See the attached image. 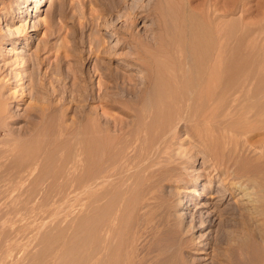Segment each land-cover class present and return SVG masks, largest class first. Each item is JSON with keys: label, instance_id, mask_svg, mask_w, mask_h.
I'll return each mask as SVG.
<instances>
[{"label": "bare ground", "instance_id": "obj_1", "mask_svg": "<svg viewBox=\"0 0 264 264\" xmlns=\"http://www.w3.org/2000/svg\"><path fill=\"white\" fill-rule=\"evenodd\" d=\"M28 1L37 4L35 10L45 2L24 0L18 19L27 15ZM127 1L110 0L108 7L120 9L127 6ZM137 8L144 10L146 17L156 15L162 33L155 39L156 47H151V58L147 57L151 63L144 61L148 74L143 94L147 83L154 91L151 106L144 101L150 108H138L143 94L135 77H125L106 65L98 72L104 80L101 94L96 98L90 93L78 95L83 105L88 95L89 103L98 100L102 117L107 108L124 101L135 106L130 107L134 114H125L136 120L113 126L108 117L103 120L98 112L93 113L96 110L87 113L80 103L83 107H77L71 126L58 123L47 135L49 140L44 141L45 117L53 111L64 115V104L58 103L57 97L52 100L55 91L52 96L46 91L43 106L30 107L20 119L9 106L23 104L27 97L6 95L8 86L4 78L0 79V218L5 221L0 228L5 240L0 245V263L15 250L17 241L9 243L10 210L12 217L29 214L30 210L39 215L42 205L50 202L47 211L50 219L58 220V233L49 237L50 230L42 232L36 245L49 249V253L42 250L41 255L38 250L25 264H187L179 257L181 253L202 246L183 235L211 223L193 216L188 231L179 230L184 218L171 215L179 206L170 201L173 193L155 196L153 192L163 182L179 184L176 188L181 183L194 184L200 176L189 180L183 177V170L199 155L221 178L222 191L238 200L235 208L215 212L217 231L209 245L213 263L231 264L236 260L252 264V250H264V28L242 26L244 9L239 19L233 20L231 8L220 9L215 0H205L199 9H194L189 0L177 9L170 0H155L147 6L134 3L128 8L126 32L132 40ZM166 8L172 11L170 26ZM6 32L11 33L8 26ZM27 36L25 45L31 42V35ZM16 43L13 47L21 46L19 40ZM247 43L249 46H245ZM6 44L8 41L1 45ZM100 48L95 49L100 58L110 61L115 49ZM139 55L135 61H142ZM18 58L20 64L24 58L40 63L37 55ZM117 64L124 70L123 63ZM39 81L42 87L45 79ZM11 87L9 80V90ZM30 99L35 102V95ZM76 101L75 96L72 103ZM27 115L33 119H27ZM83 120L86 123L81 125ZM20 121L25 122L24 127L13 129ZM180 125L187 129L196 150H184L176 156L169 149L181 132ZM188 190L184 192L202 196L199 190ZM224 196L218 200L222 202ZM155 207L157 218L146 223L144 215L153 217ZM141 211L144 231L139 235L136 219ZM42 227L33 230L32 237Z\"/></svg>", "mask_w": 264, "mask_h": 264}, {"label": "rangeland", "instance_id": "obj_2", "mask_svg": "<svg viewBox=\"0 0 264 264\" xmlns=\"http://www.w3.org/2000/svg\"><path fill=\"white\" fill-rule=\"evenodd\" d=\"M23 1L24 0H3L0 6V79L4 78V81L8 86V89H5L7 90V92L5 91L6 95L8 93L10 95L15 94V96L18 97H27L23 104L21 103L16 105L15 103H11L9 107H11L12 111L17 114L20 119H23L24 112L28 113L30 111V107L43 106L42 104L45 101L44 99H46L44 95L46 91L50 96H52L53 91H55V96L52 98V100L57 97V102L64 104L62 108L64 115L62 113L53 111L49 113V116L45 117V120H43L42 123V131L44 132L42 139L44 141L49 140L47 135L54 132L58 126V123L62 122L63 126H71L72 121L70 120L74 118V113L76 112L77 107L81 108L85 106L83 109L87 113H91L96 110L93 112L94 114L98 112L97 115H100L103 120H106L105 118L108 117L107 120L109 123L111 121V125L113 126L125 125L136 120L134 119V116L131 115L130 117L125 114L134 113L130 110L131 106L126 103L124 104V101L120 102V104H113L111 109L107 108V115L105 114L104 116L103 114L102 117V111L98 108V100L97 102L93 101V103H89L88 99L90 98L88 95V97L86 96V100L88 101H83L84 104H87L83 105L80 101L81 98L78 97V95L81 93H90L96 98L101 94L102 90L99 88L100 84L104 82V80L101 78L100 73L98 72H100L102 67L105 65L113 72L121 73V75L125 77H135L136 79H134L137 81L136 84L138 88H141V94H143L145 82L144 78L148 74L146 72V63H151L148 60V58H151L150 56L152 55L151 47H156L154 44L156 43L155 39L159 37V35H162V33L159 29L156 15L146 17L144 10H142V13L140 12L141 10L137 8L136 11H139H137L138 13L135 14L136 26L133 29L135 40H132L128 38L129 31L126 32V30H128L127 27L129 22L127 21L125 15L129 12L128 8H130L132 4L137 3V5L142 4L143 6H147L154 3L155 0H129L127 1L128 4L126 3L127 6L125 5L124 7L122 5L123 7H120V9L108 7V5L110 6V0H45V2L40 4L38 10H35V6H37L35 2L28 1L26 3V6L28 7L27 15L23 16L24 18L21 20L20 18L18 19V17L21 16L19 11L21 10ZM204 1L205 0H189L191 6L194 9L202 8ZM215 1L217 2V7L220 9L231 8L233 15L231 14L232 17L230 16V18L233 20L239 19V12L244 9L242 26H247L248 28H264V0ZM183 2H185V0H170L171 5L176 9L178 8V5ZM102 7H106L107 9H103ZM168 11L169 9L166 8L164 14L168 19L167 25L170 26L172 11ZM156 13L158 14V12ZM7 26L10 28L11 33L6 32ZM238 26L239 25L236 24L237 28ZM28 34L31 35V42L28 45H25V42L28 39ZM17 40L21 42V46L13 47L14 45H17ZM4 41H8V44L1 45ZM97 46L101 47L100 50L102 49V51L104 48L115 49V52L111 57L104 55L109 57L110 61L100 58L101 54L95 50ZM245 46H249V43H247ZM9 51H11L10 54ZM137 54H140L138 57H140V60H142L140 62L142 63H140L139 60H136L137 62L135 61ZM23 55H25V57L37 55L39 57L40 63L36 64L32 61L26 62V58H24L23 63L20 64L21 60L18 57H22ZM144 61H146V63ZM117 63H123L122 67L124 70L118 68ZM40 79H45L42 87L40 86L42 84V82L39 81ZM9 80L10 84L12 85L10 90ZM30 83H33L31 87L33 89L35 88V90L31 89L29 86ZM150 85L152 84H146V91L143 94L144 96L142 95L143 98H141L140 105H138V108L140 109L142 108L144 110H148V105L151 106L152 104L151 101L154 96V91L151 90V87H148ZM39 89L42 90L39 91ZM33 95H35L36 98L35 102L31 101L30 99ZM75 96L77 101L73 104L72 100L75 98ZM145 100L148 105L144 102ZM80 103L83 106L80 105ZM141 105L144 108L140 107ZM134 107L135 106L131 107V109ZM27 117V119H33V117L28 115ZM87 117H89V114L86 116V118ZM114 121L116 122L115 125ZM84 122L86 123V121L83 120L81 125L85 124ZM121 122H123L121 125L117 124H120ZM24 125L25 122L20 121L18 124L12 126V128L15 130L21 129L24 127ZM81 125L78 124L79 127ZM180 131L181 132H179V134L173 140L169 149L171 153L174 152L175 155L176 153L182 151L184 152V150L186 152L195 149L193 148V141L191 140L190 135L184 125H180ZM202 158L203 156H197L195 161L187 166V170H183V177H187L189 180L192 179L193 176H200L196 180L194 179V184L189 183L187 186H184L181 183V186L176 188V186L179 184L175 185L176 183L163 182L164 184L162 183L161 185H158L155 188V191L153 190V194L155 193V196L161 192L164 194L173 193V196L168 197L170 198L171 202L174 204L176 203L179 206L176 208L177 211L176 209H174L175 211H171V215H181L184 218L183 224L178 225L179 230L188 231L187 229H189V226L187 225H190V222L194 218L193 216L199 218L201 216L200 219H202L204 222L207 221L206 223H211V227L204 226L198 230H194L192 234L185 233L183 235L188 239H192L194 244L202 246L199 250L193 249L181 253L179 257H183L187 264H214L213 254L209 245L212 243L213 236H215L214 234L217 231L216 225L218 224V220L216 215L217 213L215 212L226 207L235 208L238 203L237 197H234L233 195L230 196L228 192L222 191V183L220 181L221 178L215 176V174L210 170L211 168L206 166L207 164L204 163ZM218 184L221 185V190L220 188H216ZM185 190L191 191L193 193L196 190H199V192L202 193V196L196 197L193 194H186L184 192ZM223 193H225L224 197L226 199H223L221 202L219 201L221 199L220 195ZM194 202H196V208L193 205ZM199 205L200 207H198ZM50 206V202H45L42 205L43 212L39 215L30 210L29 214H20L15 215L14 217H12V212L10 210L12 206H9V216L12 218L11 219L9 217V225L11 226L9 227V243L11 241H17L16 245H14L15 250H12L13 252L9 251V257H6L7 260L4 259L0 264H25L28 258H30L33 253H37L38 250V252H41L42 255V250H44V248H41V245H36L38 244L37 238L42 236V232L45 230H50L49 237H55L58 233V220L49 218V212L47 209ZM153 212L155 214H153V217L152 215L150 216V214L144 215L146 219L144 217L143 219H145L144 221L146 223L153 221L151 219L157 218L156 207L153 209ZM139 213H137V216L140 217H137L138 219H136V230L140 235V233L144 231L142 224L144 222H141L143 220L140 219L143 216V212L141 211ZM18 216L20 219H16ZM0 222L1 228L5 221L1 220L0 218ZM69 222L67 224L70 225ZM37 224L38 226H36ZM25 225L28 227H25ZM195 225L198 226L199 223L197 222ZM40 227H42L40 232L41 235H39L40 233L36 234L35 239V237H32L33 230ZM21 231H23V233ZM32 239H35L36 243L34 240L33 243ZM4 241V238L0 236V245ZM48 251L49 249L44 250V252L47 254L49 253ZM252 251V264H264V250L255 248ZM233 263L239 264L236 260L231 261V264Z\"/></svg>", "mask_w": 264, "mask_h": 264}]
</instances>
